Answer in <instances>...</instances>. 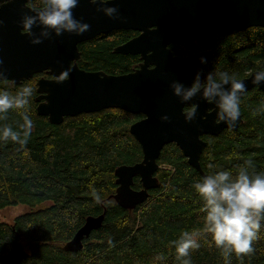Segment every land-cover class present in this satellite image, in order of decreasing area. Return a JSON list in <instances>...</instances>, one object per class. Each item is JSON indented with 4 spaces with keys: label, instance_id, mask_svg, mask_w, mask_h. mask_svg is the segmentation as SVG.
Wrapping results in <instances>:
<instances>
[{
    "label": "trees",
    "instance_id": "obj_1",
    "mask_svg": "<svg viewBox=\"0 0 264 264\" xmlns=\"http://www.w3.org/2000/svg\"><path fill=\"white\" fill-rule=\"evenodd\" d=\"M128 36L125 31L80 44L79 68L109 75L129 73L137 57L113 52V46ZM172 49L181 55L209 51L204 75L228 71L241 79L264 70L261 28L231 36L198 35ZM38 76L21 84L34 89L28 105L34 127L26 148L18 150L12 142L0 143V210L19 205L34 208L11 224L0 220V264H179L170 242L185 230L197 234L201 244L190 251L192 264H225L219 249L210 246V234L203 231V202L192 188L202 176L187 164L178 147L171 143L162 148L155 173L158 186L149 191L148 198L131 211L121 209L109 199L116 188L114 170L141 161V148L130 135L129 126L142 115L107 109L68 117L52 126L35 112ZM21 85L2 82L0 88L14 94ZM241 118L236 131L202 137L206 146L199 164L205 175L221 169L235 172L247 160L254 162L250 171L264 172L263 92L253 89L242 95ZM18 121L20 115L10 112L6 122L15 127ZM209 164L215 169H209ZM89 185L100 194V203ZM133 189H141L138 177L133 180ZM103 210L102 226L83 242V248L75 253L64 251V244L85 218L98 216ZM252 247L243 260L233 254L231 264H264V228ZM157 255L163 260L157 261Z\"/></svg>",
    "mask_w": 264,
    "mask_h": 264
},
{
    "label": "water",
    "instance_id": "obj_2",
    "mask_svg": "<svg viewBox=\"0 0 264 264\" xmlns=\"http://www.w3.org/2000/svg\"><path fill=\"white\" fill-rule=\"evenodd\" d=\"M2 2V0H0ZM25 0H11L0 8V59L6 79L12 86L21 85L34 75L45 74L35 81V112L52 125H60L65 118L81 114L96 113L107 109H119L143 118L129 126V133L141 148V161L133 165H120L114 171L115 191L111 196L121 209L131 211L142 204L150 190L156 189L158 180L157 159L162 148L175 144L202 177L199 159L206 143L203 136H217L224 130L236 131L243 122L240 116L235 127H226L214 122V105L206 103L199 94L188 103L182 104L175 97L170 84L178 81L190 86L209 52H200L186 57H174L168 46L181 43L198 34L234 35L251 27L264 29V0H115L121 19L113 20L96 11L97 6L80 0L73 10L77 19L90 25L80 35L62 34L32 45L30 38L22 34L17 26L23 13L30 15L24 7ZM113 30L140 32L113 52L120 55H138L143 60L133 71L123 75H109L103 71L80 69L78 45L99 34ZM39 32V28H33ZM145 48L151 54L142 52ZM72 71L69 78L57 83L55 76L68 66ZM149 66H153L149 69ZM257 71L241 78L246 92L253 88L264 92V83L259 87L251 83ZM245 92V93H246ZM243 95V94H242ZM199 105L196 119L191 123L184 120L185 105ZM163 115L169 121L161 120ZM201 117H205L201 119ZM139 178L141 189H133V179ZM105 218V210L98 216H87L83 225L64 245L66 252L75 253L82 249L83 240L92 231L99 229Z\"/></svg>",
    "mask_w": 264,
    "mask_h": 264
},
{
    "label": "clouds",
    "instance_id": "obj_3",
    "mask_svg": "<svg viewBox=\"0 0 264 264\" xmlns=\"http://www.w3.org/2000/svg\"><path fill=\"white\" fill-rule=\"evenodd\" d=\"M10 2L2 0L0 8ZM79 3L80 0H40L37 7L33 0H25L24 7L34 14L23 13L17 26L22 34L30 38L32 45H39L44 40L65 33L80 36L90 29V25L74 17L73 10ZM88 3L97 6L96 11L109 19H121L118 7L108 6L114 5L115 0H88ZM3 25L4 21L0 20V27ZM33 28H39L40 31L34 32ZM3 63L0 59V66ZM200 63L206 64V58L201 57ZM71 71L69 65L54 77L56 82L66 81ZM0 79H6L2 67ZM251 83L257 87L264 83V70L257 71ZM170 88L182 104L199 94L206 103L214 105V122L217 124L223 123L232 128L241 116V96L246 92L245 84L228 71H210L206 75L198 71L190 86L174 81ZM33 92L30 85H21L14 94L0 88V143L12 142L18 145V150L26 148L34 127L28 113ZM198 107V104L192 103L186 109L183 113L186 123L196 119ZM12 111L21 117L15 127L6 122ZM161 120L167 122L169 116L163 115ZM208 167L215 169L216 166L209 164ZM253 168L254 162L247 160L238 165L235 172L227 169L213 170L192 184L193 190L203 202V231L210 234V246L214 244L219 249L225 264H231L233 254L243 260L244 255L251 253L253 241L259 238L264 228V172L250 171ZM89 188L95 201L100 203L101 196L95 187L89 185ZM170 243L174 246L179 264H192L190 251L201 246L197 234L187 230ZM156 260L162 261L163 256L157 255Z\"/></svg>",
    "mask_w": 264,
    "mask_h": 264
},
{
    "label": "flooded vegetation",
    "instance_id": "obj_4",
    "mask_svg": "<svg viewBox=\"0 0 264 264\" xmlns=\"http://www.w3.org/2000/svg\"><path fill=\"white\" fill-rule=\"evenodd\" d=\"M33 2L36 4V6L37 7H39V2H40V0H33ZM251 28H254V27H251ZM256 28H260V27H256ZM249 29V28H248ZM262 29V28H261ZM247 30V29H246ZM264 30V29H263ZM129 32V36L127 37V38H125V39H123L122 40V42L121 43H116L114 46H113V51L116 49V48H118L119 46H121V45H123V44H125L126 42H128V41H130V40H132V39H134V38H137L139 35H140V32H137V31H132V30H113V31H111V32H107V33H105V34H99V35H97V36H95L93 39H91V40H94V39H96V38H99L101 35H107V34H110L111 36H114L115 37V35L116 34H119V33H122V32ZM245 31V30H244ZM198 35H204V34H198ZM198 35H195V36H192V37H189L188 39H186L185 41H183V42H181V43H178V42H175V43H171L169 46H168V49L171 51V53H172V55L174 56V57H186V56H189V55H191V54H195V53H200V52H209V51H206V50H200L199 52H191V53H188L187 55H181V54H179V53H176L175 51H174V49H172V47L174 46V45H182V44H184L185 42H187L188 40H190V39H192L193 37H196V36H198ZM223 36H228V35H223ZM91 40H89V41H91ZM86 42H88V41H86ZM83 43H85V42H83ZM80 44H82V43H80ZM80 44L78 45V47L80 46ZM78 52H79V49H78ZM142 52H146V55H149V54H151V52H149L148 50H146L145 48H143L142 49ZM79 54H80V56H81V53L79 52ZM133 57H137V59H138V61H137V63H136V65L134 66V67H132L131 69H130V72L131 71H133L134 69H136L137 67H138V65L140 64V63H142L143 62V60H141L140 59V57H141V55L140 54H138V55H134ZM209 57V56H208ZM208 57H207V59H208ZM80 59V58H79ZM206 59V60H207ZM79 61V60H78ZM78 61H77V65H78ZM79 67V66H78ZM153 66H149V69H151ZM204 67H205V64H203V68H202V70L200 71V72H202L203 70H204ZM254 72V71H253ZM251 73V72H250ZM249 73V74H250ZM40 76H38V77H41V76H45L46 78H48V76H46L45 74H39ZM37 77V78H38ZM36 78V79H37ZM240 79V78H239ZM253 89H256L257 91H259L257 88H253ZM252 89V90H253ZM261 92V91H260ZM264 93V92H263ZM190 107V105H185L184 106V108H183V110L184 111H186V109L187 108H189ZM142 118H143V116H142Z\"/></svg>",
    "mask_w": 264,
    "mask_h": 264
},
{
    "label": "rangeland",
    "instance_id": "obj_5",
    "mask_svg": "<svg viewBox=\"0 0 264 264\" xmlns=\"http://www.w3.org/2000/svg\"><path fill=\"white\" fill-rule=\"evenodd\" d=\"M49 203L43 205V206H48ZM42 206V207H43ZM34 208H29L27 206H11V207H6L4 209L0 210V220L4 223H9L11 224L13 219L16 218L17 216L33 211Z\"/></svg>",
    "mask_w": 264,
    "mask_h": 264
},
{
    "label": "bare ground",
    "instance_id": "obj_6",
    "mask_svg": "<svg viewBox=\"0 0 264 264\" xmlns=\"http://www.w3.org/2000/svg\"><path fill=\"white\" fill-rule=\"evenodd\" d=\"M77 50H78V48H77ZM78 53H79V52H78ZM79 58H80V54H79ZM79 58H78V60H79ZM78 60H76V64H77V61H78ZM77 66H78V65H77ZM251 90H252V89H251ZM249 91H250V90H249ZM241 97H242V96H241ZM158 168H159V167H158ZM114 171H115V170H114ZM135 178H136V177H135ZM133 180H134V179H133ZM140 185H141V184H140ZM157 186H158V185H157ZM153 190H154V189H153ZM150 191H151V190H150ZM148 194H149V192H148ZM112 195H113V194H112ZM112 195H111V196H112ZM111 196L109 197V199H111ZM147 198H148V197H147ZM111 200H113V199H111ZM145 200H146V199H145ZM113 201H114V200H113ZM114 203H115V202H114ZM115 204H116V203H115ZM117 206H118V205H117ZM103 211H104V210H103ZM102 213H103V212H102ZM102 224H103V223H102ZM95 231H96V230H95ZM92 232H94V231H92ZM92 232H91V233H92ZM88 238H89V237H88ZM88 238H85V239L83 240V242H84L86 239H88ZM70 240H71V239H70ZM70 240H69V241H70ZM83 242H82V244H83ZM65 244H66V243H65ZM65 244H64V245H65ZM63 247H64V246H63ZM82 248H83V247H82ZM63 249H64V248H63ZM64 251H65V250H64ZM69 253H70V252H69Z\"/></svg>",
    "mask_w": 264,
    "mask_h": 264
}]
</instances>
